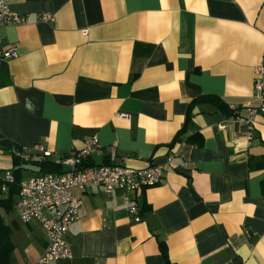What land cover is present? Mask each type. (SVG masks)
I'll return each instance as SVG.
<instances>
[{
    "label": "crops",
    "instance_id": "obj_1",
    "mask_svg": "<svg viewBox=\"0 0 264 264\" xmlns=\"http://www.w3.org/2000/svg\"><path fill=\"white\" fill-rule=\"evenodd\" d=\"M9 7L29 22L0 27L2 46L17 52L0 66V175L13 173V150L31 149L28 161H36L39 144L57 163L88 136L99 147L86 167L163 166V181L141 192L139 207L144 197L148 209L138 222L124 203L130 193L73 189L81 206L65 233L72 258L50 264H167L159 241L170 264H264V115L244 110L257 103L254 68L264 66V0ZM41 13L52 21H39ZM195 133L200 146L186 140ZM21 173L35 176L29 163ZM17 195L11 211L0 209L10 264H34L47 239L39 224L17 218Z\"/></svg>",
    "mask_w": 264,
    "mask_h": 264
},
{
    "label": "built area",
    "instance_id": "obj_2",
    "mask_svg": "<svg viewBox=\"0 0 264 264\" xmlns=\"http://www.w3.org/2000/svg\"><path fill=\"white\" fill-rule=\"evenodd\" d=\"M39 21H52L48 13L37 15ZM29 22L27 15L19 14L9 7V0H0V27L20 26ZM85 33V32H84ZM17 55L14 47L4 48L0 38V66ZM253 80L255 106H246L249 114L264 115V66L254 68ZM233 111L239 109L233 107ZM121 117L127 115L120 114ZM249 136V135H248ZM99 147L96 136H88L83 141V148L70 151L67 157L57 163L64 167L62 173H46L21 180L14 211L17 218L25 224H39L46 236V245L39 259L34 264H50L72 258V248L65 239L70 225L79 217L81 200L72 194L73 189L86 190L91 186H99L106 194H112L119 188L132 196H125L127 213L133 221L141 220L139 200L141 192L147 187L155 186L163 181V166L150 164L141 169L131 168L125 164L96 165L86 167L84 162L92 151ZM39 159H48L51 153L43 146L34 145ZM34 153L31 149L13 150L12 156L28 161ZM172 155L167 157L170 163ZM14 181L11 171L0 175V191L6 192L7 185Z\"/></svg>",
    "mask_w": 264,
    "mask_h": 264
},
{
    "label": "trees",
    "instance_id": "obj_3",
    "mask_svg": "<svg viewBox=\"0 0 264 264\" xmlns=\"http://www.w3.org/2000/svg\"><path fill=\"white\" fill-rule=\"evenodd\" d=\"M151 49H152L151 46H146L145 54H149ZM204 99H208V98H202V97L197 98V99H194V102H199ZM211 101L215 103L217 108L220 109L221 111L226 112L229 110L227 105H225V103L218 100L217 98H213ZM190 123H191V119H190V116L188 115L185 120L184 128H186ZM184 128L178 132L176 140L180 138V136L182 135L184 131ZM186 140L195 144L196 146H200L203 142V138L198 133H195L187 137ZM11 149H19V147L13 146V148ZM28 163L32 166L33 172L35 173V175L46 174V173H62L64 171V167L61 164L55 163L47 159L46 160L40 159L36 161H23V160L13 157L14 167L12 171H13L14 181L12 184L7 185L8 190H7V193L5 194L6 196L4 198H0V209H2L3 212L5 213H8L9 211L12 210L14 199H15L14 197H15V194L18 193L19 191V186H20V182L22 179L21 171L23 168V164H28ZM260 189H261L262 195H264V180L261 181ZM143 200H144V197L142 198V204H141V208L139 211L140 216L148 209V207H146V204ZM10 236H11V230L9 229V227L3 224L2 217L0 216V264H10V256L13 250V244L10 241ZM158 246H159L161 254L163 255L165 259V262L167 264H170L167 258L166 246L164 242L159 241Z\"/></svg>",
    "mask_w": 264,
    "mask_h": 264
}]
</instances>
